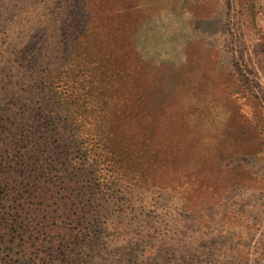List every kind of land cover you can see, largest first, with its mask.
I'll list each match as a JSON object with an SVG mask.
<instances>
[{"label":"rangeland","instance_id":"obj_1","mask_svg":"<svg viewBox=\"0 0 264 264\" xmlns=\"http://www.w3.org/2000/svg\"><path fill=\"white\" fill-rule=\"evenodd\" d=\"M83 1L70 0L86 32L66 71L110 79L101 98L128 149L101 171L123 185L86 263L264 264V0H134L129 33L107 36L92 14L103 0ZM0 11L7 54L43 36L38 0H0Z\"/></svg>","mask_w":264,"mask_h":264},{"label":"trees","instance_id":"obj_2","mask_svg":"<svg viewBox=\"0 0 264 264\" xmlns=\"http://www.w3.org/2000/svg\"><path fill=\"white\" fill-rule=\"evenodd\" d=\"M75 1L84 11V1ZM40 4L46 11L32 21L43 36L14 41L13 53L0 47V264H87L82 255L95 243L92 230L116 211L123 184L106 174L126 146L101 98L102 83L110 79L95 67L88 80L81 69L66 71L72 43L86 32L79 16L73 25L70 0ZM59 4L67 5L61 16ZM96 4L102 10L92 14H104L106 36L128 30L143 6L134 0ZM48 26L54 36L47 35ZM123 43L121 50L131 53Z\"/></svg>","mask_w":264,"mask_h":264}]
</instances>
